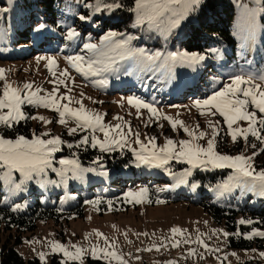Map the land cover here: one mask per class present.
I'll list each match as a JSON object with an SVG mask.
<instances>
[{
	"label": "rangeland",
	"instance_id": "rangeland-1",
	"mask_svg": "<svg viewBox=\"0 0 264 264\" xmlns=\"http://www.w3.org/2000/svg\"><path fill=\"white\" fill-rule=\"evenodd\" d=\"M232 2L235 8L232 23L236 38L235 47L219 45L214 42L213 45L203 51L187 49L181 43V30L189 20L197 21V10L189 18L182 21L181 25L174 29L167 39H165L163 32L155 29L149 34L146 31L148 27L146 23L137 27V30L129 29L128 32L124 30L115 32L145 40L143 44L139 45L131 42L130 47L144 48L149 54L155 51H160L165 55L174 51L199 53L206 57L204 61L191 67L177 65L173 69L172 75L168 76L164 72L149 73L140 71L134 61L130 59L118 61L113 66V70L108 73H103L98 77L86 78L71 68L65 58L76 54L87 57L89 53L83 50V43H98L100 37L107 33L101 32V28L94 26L93 29L99 30L100 33L92 34L90 27L86 30L88 22L80 21L77 18L78 13L86 15L81 12V9H89L83 6L85 3L95 5L97 0H53L50 8L48 4H43L40 0H0V8L7 9L6 12L0 14V69L4 70V76L8 82L19 86L24 83H32L34 87H40L43 90L40 93L41 95L51 92L55 85L50 81L63 79V77H60V72L67 69L70 78L66 82L68 87L72 89L70 95L75 99H82L83 105L87 109L102 114L103 122L106 125L119 123L122 125L124 132L128 131L130 125L131 132H138L144 143H147L150 137L156 138L155 143L158 146H163L166 139L174 141L190 139L179 126L176 130H173L170 122L164 119V116L171 117L173 120H181L185 125L192 128L199 125L197 131H204L207 134L197 141L202 145H206L207 139L211 138L212 130L208 125V121L210 119L214 123L218 121L219 135L216 138V150L222 154L233 156L241 153L252 156L251 163L253 167L257 171L264 170V142L251 135L248 136L247 141L238 136L237 141L233 142L228 133L227 125L219 114L215 117L201 115L202 110H198L194 106L195 100L206 98L213 91L222 87L224 83H227L229 78L235 74L257 75L264 73V24L262 22L264 12L260 11V8L264 7V0H260L259 3H256V0H232ZM241 5H247L248 9L254 12V18L245 13ZM134 22L135 13L133 24ZM41 23L45 25L43 30L38 29V25ZM69 28H75L81 35L75 40H68L66 34ZM188 35H191V32ZM246 35L249 36V39L246 46L242 48L241 44L245 43L243 38ZM121 38L123 37H117L116 39ZM41 56H52L57 60V66L52 70L56 73L55 76L46 67L47 60L38 61V57ZM126 69L128 71H125ZM201 74H206L208 77L205 84L199 87V92L204 95L179 103H171L173 99L169 96L165 98L156 97V86L162 82L168 81L171 85L187 82L191 77ZM100 79H106L107 83L105 85L93 83L94 80ZM2 84L3 81H0V88H2ZM133 85L144 86L148 90L149 95L146 94V98H140L153 104L159 115H152L147 109H140L138 114L137 109L127 103L126 98L128 96L135 97V95L125 92L123 88ZM65 92L64 85H60L58 94H64ZM81 93L84 94L83 97H81ZM61 103H67V101H61ZM71 106L79 107L78 104H72ZM22 110L29 116L44 117L45 120L51 121V123H44L39 119H30L32 134L25 136L29 139L33 138L34 135H41L45 139L60 136L63 140L62 133L64 131L68 133L67 128L76 127L71 120L67 122L66 126L61 125L58 122V114L43 107L25 105L22 106ZM249 110L253 109L250 107ZM117 116L122 119H115ZM3 126L0 125V127ZM233 127L246 128L247 122L240 121ZM44 133L49 135L44 136ZM77 133L89 137L93 135V133L87 131H77ZM261 134L264 135V132ZM94 135L98 140L104 138L103 133L100 131H96ZM0 136L3 135L0 133ZM65 142H72V139H67ZM253 144L256 146L255 148L251 147ZM139 147L135 143V136L129 135L128 144L124 148L133 153L132 149L139 150ZM61 152L55 154L54 157L53 166L56 168L60 167L58 163L60 158L77 159L75 156H61L59 155ZM253 152H256L257 155L253 156ZM134 163L137 164L136 160ZM177 164L182 163L176 161L169 163L167 167L170 172L165 171L163 168L140 166L143 168L148 167L150 174L157 177L152 179L143 177L142 179V181L148 180L149 184L154 187L155 192L161 196L154 203H150L149 194H147L140 203H136L133 198L130 201V206L125 211L101 213L94 206L88 205L82 217L70 218V220L64 218L58 222L55 219L38 220L33 231L22 233L20 242H17V229L6 230L2 225L0 227V250L5 244L9 243L24 255L27 264H34L30 260L33 261L35 258L40 260V264H52L55 255L61 262L65 258L63 253L52 252L50 242H59L69 247V250H72V245L82 246L85 249H89L91 245L105 247L104 239L96 235V231H99L103 234V237L115 242V248L111 250L116 251L126 264H264V256H261V253H264V247L236 248L230 245L231 235L241 234L247 237L248 234H252V236H256L253 234V230L264 232V229H253L251 232H243L239 229L236 232L230 231L224 222L215 221L201 204L193 202L198 201L201 194H212L215 200L234 198L242 203H261L264 205V197L251 192H243L242 194L240 188H233L231 192H225L221 195L219 186L227 182L229 176L233 174L230 169H212L210 166L207 170L204 168L192 169V175L185 177L188 183L178 184V175L174 176L171 173L180 174L190 166L182 164V168L174 170ZM81 167L84 166L81 165ZM222 170L227 171L225 174L219 173L216 181H203L202 178L191 180L197 173H211ZM3 171L4 169H0V172ZM103 174V171L84 173L82 180H70L65 186L60 184V178L49 170L47 179L57 181L55 185H40L33 180L26 182V190L20 192L14 191L11 184L0 180V187L5 193V205L10 204L15 210H24L28 207L29 198L36 189L48 191L62 187L67 191L70 190L71 186L82 188L91 181L92 177L97 178ZM13 176L15 183H20L19 173H13ZM165 176L169 178V181L159 178ZM119 182L118 179L114 181V183H118V188L122 184ZM149 184L139 185L134 190L138 191L141 187L149 188ZM193 184L196 185L195 188L192 187ZM159 189L164 190L158 191ZM71 192L75 193L73 190ZM179 192L184 193L189 198L184 196L178 201L166 202L165 197H172ZM164 193H167V196ZM174 227L184 231L174 234L171 232ZM224 232L229 233V236L225 237ZM198 237L214 251L206 250L201 243L197 242ZM185 240L188 242L185 243ZM176 241H180L179 245L173 246ZM41 253L45 255L43 261L40 259ZM91 260L119 264L116 260L109 262L104 259H93L90 251L86 252L83 257V264H93ZM70 264H78V262H70Z\"/></svg>",
	"mask_w": 264,
	"mask_h": 264
},
{
	"label": "snow or ice",
	"instance_id": "snow-or-ice-1",
	"mask_svg": "<svg viewBox=\"0 0 264 264\" xmlns=\"http://www.w3.org/2000/svg\"><path fill=\"white\" fill-rule=\"evenodd\" d=\"M203 0H134V7L129 11L135 13L134 28L147 24V30L151 33L154 29L165 34V39L171 35L174 29H177L181 22L193 15L202 4ZM260 0H256L259 3ZM86 8H92L93 13L89 15L81 14L78 19L84 22H91L93 26H98V21L93 19L96 13L112 12L120 9L123 4L119 0H112L111 3L104 2V0H97L95 5L85 3ZM241 8L250 17L254 18V12L248 9L247 5H241ZM7 9L0 8V14L6 12ZM264 12V7L260 8ZM45 25L43 23L38 25V29L43 30ZM81 35L75 28H69L66 34L68 40H75ZM117 37H123L116 39ZM132 35L118 33L115 31H108L100 37L98 43L84 42L83 50H86L89 55L86 57L81 54L69 55L65 59L84 77H98L103 73H108L113 70V66L118 61L133 60L140 71L143 72H164L171 76L173 69L177 65H187L189 67L199 64L205 60V56L199 53H189L174 51L166 55L160 51H155L149 54L144 48H132L131 42L134 39H139ZM245 43L241 47L246 46L249 36H245ZM215 51V50H213ZM39 60H47L46 67L53 76V68L57 66V60L52 57H38ZM159 61V63H157ZM125 71H128L127 69ZM60 77L50 81L55 86L51 92L44 95L40 93L43 91L40 87H34L32 83H24L22 86L14 85L8 82L4 76V70L0 69V81H3L2 88H0V125L11 127L14 123H19L26 119H39L44 123H51L44 117L29 116L23 110L22 106L43 107L52 110L58 114V122L61 125H67L69 120L73 121L76 127L67 128L69 135L77 133V131H87L93 133L91 137L88 135L82 136L75 147L79 148L86 144H91V147H99L102 152H111L116 148H122L128 144V136H135V143L138 144L139 150L132 149L137 166H148L150 168H163L165 171L170 169L167 167L171 161L187 164L190 167L185 168L180 174L171 173L174 176L178 175V184H186L188 181L185 177L192 175V169L204 168L208 169H230L232 175L229 176L228 181L220 185L223 195L225 192H231L233 188H240L243 192H251L255 195L264 197V170L257 171L251 161L252 156L244 154L228 155L222 154L216 150V138L219 135V122H213L211 119L208 125L212 130L211 138L207 139L206 145L198 143L200 139L207 134L204 131H197L184 124L181 120H173L171 117L164 116L168 120L173 130L179 126L190 139H182L174 141L166 139L163 146H158L155 143V137L148 138V142L144 143L140 139V134L132 133L131 126H128V131L122 130L121 124L106 125L103 122V115L95 110L87 109L82 102V99H75L70 95L72 89L68 87L66 82L70 78L67 69L60 72ZM93 83L105 85L106 79L94 80ZM64 85L66 92L58 94L59 86ZM83 97V93L80 94ZM90 99V98H89ZM127 103L137 109H147L152 115H159L157 108L153 104L147 103L139 97L128 96ZM67 101V103H61ZM72 104H78L79 107H72ZM194 106L201 115H208L215 117L219 114L223 118V122L227 125L228 133L233 142H236L239 137L247 141L248 136L251 135L257 140L264 142V73L257 75L253 74H235L229 78L227 83L222 87L213 91L204 99H197L194 101ZM253 110H249V108ZM259 113V115H258ZM115 119L121 120V117ZM247 122V127H233L238 122ZM96 131L103 133V140H98L94 135ZM44 136L49 135L44 133ZM65 143L60 136H53L51 138H42L41 135H34L29 139L23 135H18L14 139H6L0 136V180L12 185L14 191L23 192L27 188L26 182L33 181L40 185L57 184L55 180H48L49 170L55 173L59 178V183L67 185L70 180H82L84 173L96 172L95 168L81 167L79 159L60 158L58 163L59 168L53 166L55 154L62 151L61 146ZM68 148H73L72 143H67ZM252 148L256 146L251 145ZM257 155L253 152V156ZM100 157L96 160L99 161ZM96 162V161H94ZM13 173H19L21 178L20 183H15ZM196 187L195 184L192 185ZM159 189L158 191H163ZM147 187H141L138 191H129L126 193L127 197L135 199L136 203H140L148 194ZM90 203H93L90 201ZM94 203H100L99 200ZM18 207V206H17ZM240 224H251L253 221L242 219ZM184 230L174 227L171 229L172 233H182ZM256 236L264 237V232L253 230ZM97 237L104 239L105 247L99 245H91L89 249L82 246L72 245L71 249L59 242H50V248L53 253H63L64 261L62 264H70V262H78L83 264V257L86 252L90 251L93 259H104L109 262L116 260L119 264H126L123 258L117 254L116 251L111 250L115 248V242L109 241L103 234L96 231ZM225 237L229 233L224 232ZM252 234H248L246 238H251ZM185 243L188 241L185 240ZM197 242L208 251H214L209 248L206 243H203L197 238ZM180 241H176L173 246H178ZM264 256V253H261ZM40 259L43 261L45 255L40 254Z\"/></svg>",
	"mask_w": 264,
	"mask_h": 264
},
{
	"label": "trees",
	"instance_id": "trees-1",
	"mask_svg": "<svg viewBox=\"0 0 264 264\" xmlns=\"http://www.w3.org/2000/svg\"><path fill=\"white\" fill-rule=\"evenodd\" d=\"M40 2L48 4L49 8L53 4V0H40ZM104 2L111 3L112 0H104ZM119 2L123 4L122 8L93 15V19L98 21V28L102 29L101 32L120 30L128 32L129 29H138L132 26L134 12L129 11L134 6V0H119ZM81 12L89 15L93 13V10L90 8L88 10L81 9ZM77 15L79 17L80 13ZM196 15L197 21L189 20L181 30V43L187 49L203 51L213 45L214 42L219 45L235 47V30L232 26L235 8L232 0H203ZM262 22L264 24V15L262 16ZM88 27L92 30V34L100 33L99 30L93 29L94 26L91 22H88L86 30H88ZM190 32L191 35H188ZM132 42L139 45L143 44L145 40L134 39ZM207 78L206 74H201L191 77L187 82L172 85L168 81H164L156 86V97L165 98L169 96L173 99L171 103H179L196 96H202L204 94L199 92V87L205 84ZM123 90L139 98H146V94H148V90L144 86L138 85L127 86ZM0 133L11 138L18 135L30 136L32 134V122L30 119H26L14 123L11 127H0ZM62 135L63 141L72 139V142L69 143H72L74 147L68 148L65 142L59 155L75 156L82 166L95 168L97 169L96 172L103 171L104 174L97 178L92 177L91 181L82 188L71 186L70 190L67 191L62 187L48 191L36 189L29 198L28 207L24 210H15L10 204L5 205V193L0 187V227L3 225L6 230L17 229V242L22 240L23 232L33 231L36 228L38 220L55 219L58 222L64 218L70 220V218L82 217L88 205L94 206L101 213L125 211L133 199L132 197L126 198V193L135 191L134 189L139 185L149 184L148 180L142 181L143 177L147 179L157 178L150 174L148 167L137 166L134 163L133 153L127 148L122 147L111 152H102L99 147H91L90 143L77 148L75 145L82 138V133L69 135L64 131ZM97 157H100L99 161L96 160ZM182 167V164H177L174 170ZM226 171L197 173L191 180L202 178L203 181H216L217 175L219 173L225 174ZM159 178L169 181L167 176ZM116 179L122 183L119 188L118 183H114ZM165 186L167 187V185ZM71 190L75 193H72ZM148 190L150 203H154L161 197L150 184ZM164 194L167 196V193ZM184 196H186L184 193L179 192L172 197L165 198L166 202H173L182 199ZM199 197L198 201L193 202L201 204L215 221L224 222L230 231L236 232L239 229L243 232H251L253 229H264V205L261 203H242L234 198L215 200L212 194H201ZM186 198H189V196H186ZM97 200L100 203H94ZM90 201L93 203H90ZM242 219L251 220L253 223L240 224L239 221ZM230 245L236 248L264 247V237L252 236L246 238L241 234L231 235ZM30 262L40 264L38 258L33 261L30 260ZM91 262L93 264H108L101 260H91ZM0 264H27V261L23 254L13 245L7 243L0 250ZM52 264H62L57 255L53 257Z\"/></svg>",
	"mask_w": 264,
	"mask_h": 264
}]
</instances>
